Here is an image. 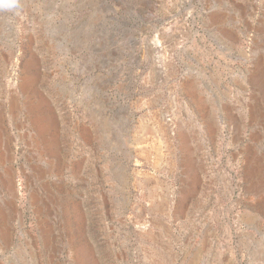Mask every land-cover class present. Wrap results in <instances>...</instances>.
<instances>
[{"label": "rangeland", "instance_id": "374dc122", "mask_svg": "<svg viewBox=\"0 0 264 264\" xmlns=\"http://www.w3.org/2000/svg\"><path fill=\"white\" fill-rule=\"evenodd\" d=\"M18 5L0 264H264V0Z\"/></svg>", "mask_w": 264, "mask_h": 264}, {"label": "clouds", "instance_id": "9594fccd", "mask_svg": "<svg viewBox=\"0 0 264 264\" xmlns=\"http://www.w3.org/2000/svg\"><path fill=\"white\" fill-rule=\"evenodd\" d=\"M18 6V0H0V7L5 9H16Z\"/></svg>", "mask_w": 264, "mask_h": 264}, {"label": "bare ground", "instance_id": "6f19581e", "mask_svg": "<svg viewBox=\"0 0 264 264\" xmlns=\"http://www.w3.org/2000/svg\"><path fill=\"white\" fill-rule=\"evenodd\" d=\"M156 44V46L159 44V42H158V44L157 43H155Z\"/></svg>", "mask_w": 264, "mask_h": 264}]
</instances>
